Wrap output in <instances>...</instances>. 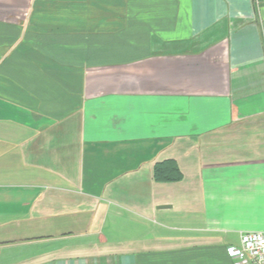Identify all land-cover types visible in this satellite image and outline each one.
I'll list each match as a JSON object with an SVG mask.
<instances>
[{
    "label": "crops",
    "instance_id": "obj_1",
    "mask_svg": "<svg viewBox=\"0 0 264 264\" xmlns=\"http://www.w3.org/2000/svg\"><path fill=\"white\" fill-rule=\"evenodd\" d=\"M246 232L264 0H0V264H233Z\"/></svg>",
    "mask_w": 264,
    "mask_h": 264
},
{
    "label": "built area",
    "instance_id": "obj_2",
    "mask_svg": "<svg viewBox=\"0 0 264 264\" xmlns=\"http://www.w3.org/2000/svg\"><path fill=\"white\" fill-rule=\"evenodd\" d=\"M233 264H264V232H246L240 235L238 246L227 248Z\"/></svg>",
    "mask_w": 264,
    "mask_h": 264
},
{
    "label": "rangeland",
    "instance_id": "obj_3",
    "mask_svg": "<svg viewBox=\"0 0 264 264\" xmlns=\"http://www.w3.org/2000/svg\"><path fill=\"white\" fill-rule=\"evenodd\" d=\"M176 232H170V231H166V229L164 228L163 230H161V234L162 236H183V230H184V226L183 225H176L175 227ZM152 229L150 231H148V229H144L143 233L145 238H148L150 236L153 235ZM128 237H131L133 235V233H128ZM200 251V250H197ZM188 256H185L181 259H175L174 261L172 260V258H170L168 261L170 262H161L160 264H225V262H221L220 260L215 261L214 259L208 257V256H202V257H195V251H191L189 253H187Z\"/></svg>",
    "mask_w": 264,
    "mask_h": 264
},
{
    "label": "trees",
    "instance_id": "obj_4",
    "mask_svg": "<svg viewBox=\"0 0 264 264\" xmlns=\"http://www.w3.org/2000/svg\"><path fill=\"white\" fill-rule=\"evenodd\" d=\"M154 178L159 183H172L180 181L182 174L174 161H165L155 165Z\"/></svg>",
    "mask_w": 264,
    "mask_h": 264
},
{
    "label": "water",
    "instance_id": "obj_5",
    "mask_svg": "<svg viewBox=\"0 0 264 264\" xmlns=\"http://www.w3.org/2000/svg\"><path fill=\"white\" fill-rule=\"evenodd\" d=\"M166 208H168V207H161V209H166Z\"/></svg>",
    "mask_w": 264,
    "mask_h": 264
}]
</instances>
